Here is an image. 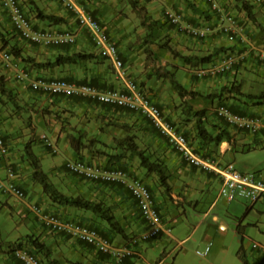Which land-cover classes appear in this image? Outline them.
Returning a JSON list of instances; mask_svg holds the SVG:
<instances>
[{
	"label": "crops",
	"instance_id": "1",
	"mask_svg": "<svg viewBox=\"0 0 264 264\" xmlns=\"http://www.w3.org/2000/svg\"><path fill=\"white\" fill-rule=\"evenodd\" d=\"M20 1L24 4V8L28 11L35 27L68 30L75 34L76 41L72 45H62L57 47H43L39 44L27 42L19 38L13 32L8 11L0 4V31L6 34L4 40L0 39V50L10 49L11 46L15 45L20 48L23 55L32 56L38 61L47 58L53 59L58 54L67 55L73 52H88L95 55L93 58L79 63L63 64L54 68L44 69L30 67L32 77L58 76L76 83H80L83 80L100 89L122 87L121 81L116 78L115 70L111 61L99 57L89 33L85 29L79 27L74 14L67 10L58 0ZM156 1V3L145 4L142 7L145 8L144 10L147 12L146 16L148 18L156 19L162 23V25H158L157 28H154L152 36L149 37L148 40H142L138 44L134 43L133 35H130L125 27V23H123L121 19H110L113 18L110 13L104 15L103 13H105V11H103L100 6H90V4H88L91 3L90 1L83 3V6L87 11L94 13L95 16L98 17L110 38L117 44L123 60H125L126 63H133V67L130 69L125 67L129 76L133 77L137 72L136 70L142 71L146 68V49H149V58L151 61L153 60V70L156 72L153 74L151 73V76H149L150 70L148 75H144L141 72V76L144 77L143 80L147 87V91H149V94L153 97V101L162 109L168 120H173V122L178 120L180 122L179 124L177 122V125L181 131L185 132L188 138L195 136L196 134L195 116L193 115V112L201 108L206 109L204 119H206L207 123L219 124L224 127L225 123H223L222 120H218L212 113V106L215 104L214 99L218 98L219 94H222L221 97L226 100L234 112L248 113L249 115L247 116L261 119L262 124L260 128L255 131H242L230 128L233 135V141H222L215 147L216 152L214 155L222 160V157H224L228 150H231L232 148L236 149L237 146H243L245 144L249 145L252 141L264 137V61L257 59L254 53H250L245 60L240 61L228 74L199 79L193 75L189 64L184 62L180 57L181 55L201 56L212 53L221 48L249 49L251 47L264 46V4H256L253 0H219L223 11L233 14L236 18L237 26L243 28V33H240L239 35L235 33L228 34L221 31L220 26L222 17H220V13L210 9L206 0ZM245 3L251 6V16L248 14V11L244 6ZM34 7H39L44 13H51L62 17L64 22L50 24L47 20H43L36 16ZM168 11H172L179 16V25L170 23L164 17L165 13ZM102 19L105 22H103ZM181 25H197L201 28L209 26L212 30L200 37H193L187 31L182 29ZM145 27V25H142V27L136 29L138 37L144 35L146 30ZM165 41L171 48L177 51L178 56L161 46ZM223 51L224 50H220L218 54L222 55ZM23 63L24 62H22V64ZM0 71L6 76L7 85L19 95L26 98L25 100L29 101V99H27L29 95L28 92L30 91L33 93V91L29 88L28 81L21 82L14 80L12 76L13 72L11 70ZM157 72L163 73L159 75ZM168 77L170 79L174 78V80L178 81L187 90L194 91L196 95H188L180 98L174 87L170 84L171 80L169 82ZM232 83L238 85L239 92H236V90H229ZM3 98L4 96H1L0 100ZM2 102L0 101V128L3 134H7L5 129L7 127L11 129V131L17 129L13 128L11 123H8L10 118L5 107H8L9 104H4V102ZM44 104V106H47V109L52 110V113L43 115L40 111L33 113V127L35 129V124H45L55 128L58 126V129L56 128L58 136H56L54 141L50 140L55 146L56 144L58 145L59 138L61 139V133H63L61 142L66 150V155L72 157L71 159L83 158L90 162L116 164L124 167L130 176H140L142 174L144 168H135V160H133L132 154L129 151L117 147L115 142V139L121 138L127 134L140 136L142 131H144V139L147 134V139H145L144 142L152 141L156 144L151 131L154 132V130H157L151 124L140 125L139 117L141 116L121 108L115 113H111L106 110V105L97 103L89 98L78 96H72L70 98H50V101H46ZM186 105H191L192 109L183 112V106ZM71 117L73 120L70 119L71 121H69V118ZM183 118L190 120L188 121V124H186V122H181V119ZM74 121L76 122V125L71 123ZM83 128L86 132H82L84 130ZM72 131L79 133L81 142H77L74 139L76 137L71 134ZM162 139L164 138L162 137ZM164 141L168 144L165 139ZM72 142L75 144L78 143L79 150L77 152L73 149ZM137 142L141 145L140 139H137ZM10 147L11 146H9L6 154L0 160V168L7 163L20 166L19 163L13 161V151H10ZM46 149L49 152L47 147ZM69 149L73 150L76 154L73 155ZM120 153L122 155L118 160L114 155ZM38 157L42 161V157ZM166 160L169 162L172 170L176 172V176H180L181 178L204 177V180L200 181L201 183H199L197 179L195 180L197 181L196 184L202 186H206V184L212 179L218 181L213 173L190 166L186 162H184L183 166L181 160L179 161L175 159V157H172V159L166 158ZM52 162L53 164L48 171L44 170L42 166L43 170L49 175L51 181L62 192L68 195L81 194L91 200H101L107 204H113L115 206L114 212L119 223L127 233V237L123 238L121 235L111 230L104 221L100 220L91 211L51 202L42 191L40 184L33 182L30 177L20 175L18 177V182L26 190V199L25 201L14 199L12 203L5 202V206L10 207L12 212L16 211L20 218L14 223L15 233L12 236L3 238V232L0 227V264H23L17 258L14 248H16V246L22 241V244L18 247H25L29 250H34L30 245L23 241L22 237L27 234H34L35 237H37L38 240L44 243L48 248V257H44L41 253L42 264L164 263L165 256L157 260L156 263L148 262L143 256L142 250L144 247L147 245L153 247L154 244L157 243L164 244L165 239H163L162 236L153 239L143 238L142 232L145 229L144 220L139 215L136 202L125 184L120 183L111 185L98 181L81 180L78 177H72L71 174L64 169L63 164L65 163V160L59 158L58 160L53 159ZM0 172L2 174V171ZM151 176L152 175L144 178L141 177L148 183L150 188L155 183V179ZM188 178L184 179L185 181H181H184L187 184L193 182L192 179L189 181ZM189 191V195L190 193L192 194V190ZM153 194L157 204L161 205L164 209V212L162 213L163 219L168 221V215L175 217L176 215H174V213H178L179 208L170 209L173 204L169 202V200H157L160 198L159 195H156L154 191ZM172 196L175 198L174 195ZM178 199L181 200V198ZM259 201L264 206V200ZM30 203H37L46 210L56 211L67 218L96 227L101 232L109 235L112 241L117 244L133 245L138 253L117 263L109 256L98 252L93 247L81 243L76 239L69 238L62 234L51 233L27 208ZM174 203H177L176 199L174 200ZM256 203H254L251 208L255 207ZM213 205L214 202H212L208 208L210 209ZM257 210L260 211L261 214L264 213V209H262L261 206H259ZM205 214H207V212H205ZM213 218L216 219L217 216L214 215ZM219 227L224 228L225 225L221 223ZM262 232H264V229H262ZM184 239L180 242H183ZM3 241L6 242V246H4ZM256 242L257 241L253 243L252 250L256 252L259 256L258 258H260L262 264H264V256H262L254 247Z\"/></svg>",
	"mask_w": 264,
	"mask_h": 264
},
{
	"label": "built area",
	"instance_id": "2",
	"mask_svg": "<svg viewBox=\"0 0 264 264\" xmlns=\"http://www.w3.org/2000/svg\"><path fill=\"white\" fill-rule=\"evenodd\" d=\"M59 1L74 14L79 27L85 28L89 32L99 56L111 61L116 78L121 81L122 87L100 89L88 83H76L63 77H32L27 70L19 68L17 61L9 51L4 50L1 52L2 64L6 68L15 70L17 80H28L32 90L48 96H78L133 111L149 119L162 137L188 165L213 173L219 181L218 197H223L227 201L241 198L250 203L264 200V174L262 171L241 173L236 170L231 161L224 162L216 155L198 153L186 134L165 117L163 111L151 99L148 92L127 74L117 45L112 41L100 21L79 5L76 0ZM206 1L211 10L222 15L221 29L223 32L239 35L243 33V29L237 26L234 15L223 13L218 0ZM254 2L262 4L264 0H254ZM0 3L8 10L13 28L22 39L42 46H62L75 43V34L68 30L34 27L19 0H0ZM168 17L172 23L177 24L179 22V16L174 13H168ZM181 28L194 37H200L211 30L208 26L201 28L195 25H181ZM250 53H254L257 59L264 61V46L243 48L239 51L226 52L207 65L193 68V73L197 78L222 75L233 70L234 66L245 60ZM213 112L216 118L223 120L229 127L238 130L255 131L262 124L261 119L234 112L225 103L216 104ZM41 139L51 153H57V147L48 136L43 134ZM6 152L7 146L0 131V156H4ZM64 165L68 172L87 180L125 184L136 202L139 215L144 220L143 238L153 239L160 236H171V227L163 219L153 191L142 178L130 176L125 168L116 164L106 165L85 159H69ZM18 177L11 164L5 165L3 173H0V193L20 200L25 199L26 193L23 186L18 182ZM28 207L49 232L76 239L109 256L117 263L138 253L133 245L117 244L103 235L96 227L67 218L56 211L46 210L36 203L28 204ZM254 247L264 256V244L256 242ZM209 250L210 245H207L203 251L197 250L196 253L205 256ZM15 254L23 264H42L38 254L28 248L18 247L15 249Z\"/></svg>",
	"mask_w": 264,
	"mask_h": 264
},
{
	"label": "rangeland",
	"instance_id": "3",
	"mask_svg": "<svg viewBox=\"0 0 264 264\" xmlns=\"http://www.w3.org/2000/svg\"><path fill=\"white\" fill-rule=\"evenodd\" d=\"M86 1L91 2L88 3L90 6H100L101 9L105 11V13H103L104 15L110 13L111 16H113V18L110 19H121L123 23H125V27L129 31L130 35H133L135 44H138L142 40L145 41L149 37L146 36V34H148L147 30H145L144 35L140 36L141 38L138 37L136 29L138 27H142V21L144 19L142 15H147V12L144 10L145 8L142 6L145 4L156 3V0H78V3L83 5V3ZM134 1L136 4L135 6L133 4ZM100 17L102 18L101 15ZM102 21L105 22L103 19ZM146 53V68H144L142 71L136 70L137 72L132 78L135 79L147 91V87L143 80L144 77L141 76V72L144 75H148L150 70L149 76H151V73L153 74L156 71L153 70V60L151 61L149 58V51ZM21 65L26 67L24 63L22 64V62ZM125 67L130 69L133 67V63H126ZM157 73L161 75L163 72ZM170 80L171 79L169 78V82ZM82 82L88 83L83 80ZM147 92L149 93V91ZM28 93L29 95L27 99H29V101L25 100L26 98L19 95L18 93H16L15 96L12 95L11 97L10 95L4 96V100H0L1 102L3 101L4 104H9L8 107H5L10 118L8 123H11V126L17 129L11 131V129L8 127L5 128L7 131L6 142L8 147L11 146L10 151H13V161L19 163L20 165L18 166V173L24 177L30 176L27 165L22 163L24 162L23 145L30 139H33L32 149L38 156L42 157L41 163L44 170L46 171H48L50 166L53 164V159L58 160L61 158L62 160L67 161L68 159L72 158L69 155H66V150L63 146V143L61 142L63 133H61V139L59 138L58 145L56 144L58 152L54 155L49 153L43 143L40 142V138L43 134L54 141L56 136H58V126L56 127L57 129L52 125V127H50L49 125L45 124H35V129L33 127V113H36L37 111L42 112V115L52 113V110H49L47 109V106H44L46 101H50V98H70V96L51 97L37 92L32 93L29 91ZM151 98L153 99V97ZM14 100L16 102H14ZM214 102L215 104L220 102H225L228 104L222 97L215 98ZM191 109V105H186L183 106L182 111H190ZM106 110L110 111L111 113H115L117 110H119V108L107 106ZM243 114L249 115L245 112H243ZM139 118L141 123L140 125L151 124L153 126L149 119H145L143 117ZM70 119L73 120L72 117L69 118V121H71ZM204 120L207 123L206 119ZM188 121L190 120L187 118L181 119V122H186V124H188ZM76 122L74 121L71 123L76 125ZM177 122L178 124L180 123L178 120H176V122L174 121L175 124H177ZM207 125L211 129L210 131H212L210 126L212 124L207 123ZM82 132H86L85 129ZM156 132L157 131L155 130L154 132L151 131L156 144H154L152 141L144 142L145 139H147V134L145 139L143 137L145 134L144 131H142L140 136L134 135V140L138 144L137 139H140L141 145L138 144L139 147L145 148L150 158H158L165 162L168 168V181L171 185V192L170 194L164 192V187L159 185L158 178L154 173L144 172L145 170L143 169L142 174L136 177L144 178L152 175L151 177L155 179V183L151 186V188L154 193H156V195H159L160 198L157 200H169V202L173 204L170 209L179 208V212L174 213V215H176L175 217L168 215L167 224L171 227V236H162V238L165 239L164 244L157 243L154 244L153 247L147 245L143 248L142 253L146 260H148L150 263H156L157 260L165 256L164 263L162 264H243L242 260L237 254L240 246H242L244 255L249 264H262L260 258H258L259 256L255 251L252 250V246L255 241L264 244V232H262V229H264V213L261 214V212L257 210L259 206L264 209L262 203L260 201L257 202L255 207L247 211V207L251 206V203L246 199L236 198L232 201H227L223 197H218L219 182L215 179L209 181L206 186H202L196 183L197 181L201 183L200 181L204 180V177L181 178L180 176H176V172L172 170L166 158L172 159V157H175V159L179 161L181 160L183 166L184 161L180 155L176 153L169 144H166L164 139H162V137H160ZM71 134H73L76 138L80 137L78 132L75 133L72 131ZM190 140L195 147L199 145V141L196 136H191ZM249 145L255 147L249 151H243V146H237L236 149L231 147L232 149L228 150L224 157H222V161L233 162L236 170L241 173L262 171L264 174V137H260L256 141H252ZM209 149L212 148L210 146H203L201 151L203 152ZM69 151L73 155L76 154L71 149H69ZM132 156L133 160H135V168L139 169V167H141L139 158L134 154H132ZM71 176L73 177V175ZM186 178H188L189 181L192 179V184L185 183L184 179ZM196 179L197 181H195ZM181 180L184 181L182 182ZM189 190H192V194L190 193V195ZM172 195H174L175 198ZM178 198H181V200ZM14 199L17 198L6 194H0V227L3 232V238L14 235V223L20 218L16 211L12 212L10 207L5 206L6 201L8 203H12ZM175 199L177 203H174ZM212 202H214V205L209 209L208 207ZM158 206L160 207V212L163 213V207L159 204ZM205 212H207V214H205ZM214 215L217 216L216 219L213 218ZM221 223L225 225L224 228L219 227ZM32 236L34 237L35 235L32 234ZM22 238L23 241H25L26 235ZM182 239H184V241L180 242ZM6 245V242H4V246ZM207 245H210V250L205 256H200L196 253L197 250L203 251ZM37 253L39 254L38 256L42 258L41 253ZM143 264L147 263L144 262Z\"/></svg>",
	"mask_w": 264,
	"mask_h": 264
},
{
	"label": "trees",
	"instance_id": "4",
	"mask_svg": "<svg viewBox=\"0 0 264 264\" xmlns=\"http://www.w3.org/2000/svg\"><path fill=\"white\" fill-rule=\"evenodd\" d=\"M134 6L135 1L133 2ZM245 8L248 11V14L251 16V10H250V5L245 3ZM34 10L36 12V16L43 19L47 20L50 24H59L64 22V19L62 17L56 16L51 13H44L39 7H34ZM96 19H98L97 16H95L94 13H91ZM139 14V13H138ZM144 17L142 21V25L146 26V30L148 31L146 36L151 37L152 36V31L154 28H157L158 25H162L158 20L156 19H150L146 15H142ZM166 18V16L164 15ZM167 19V18H166ZM99 20V19H98ZM168 20V19H167ZM231 34V33H230ZM5 33L0 31V38L1 40H4L5 38ZM148 37V38H149ZM148 38L146 40H148ZM163 48L168 49L170 52H172L174 55L178 56L177 51H175L173 48H171L166 41L161 44ZM244 47V46H243ZM228 49V50H227ZM243 49V48H240ZM240 49H217L212 53H208L205 55L197 56V55H181L180 57L184 62L189 64L190 68H196V67H201L204 65L209 64L210 62L214 61L217 56H219L220 50H224L222 54L226 52H232V51H239ZM148 52L149 49H146ZM10 52L14 55L15 58H19L26 66L29 67H35V68H54L56 66H60L63 64H75L79 63L81 61H85L88 59L93 58L95 55L93 53H88V52H73L71 54L67 55H61L58 54L56 57L52 58H47L44 60H36L34 57L29 56V55H23L21 53V50L19 47L13 45L10 47ZM218 54L217 56H215ZM221 55V54H220ZM28 63V65H27ZM237 65V64H236ZM235 65V66H236ZM234 66V67H235ZM234 69V68H233ZM232 71V70H231ZM228 71L222 75L228 74ZM219 75V76H222ZM171 84L173 85L174 89L176 90L178 96L180 98H183L185 96L191 95L194 96L196 93L192 90H187L185 87H183L178 81L174 80V78H171ZM92 85V84H91ZM98 88V87H97ZM107 89V88H105ZM229 90L239 92L238 85L232 83L230 86ZM17 92L14 91L10 86L7 85V79L4 73L0 72V95L1 96H7L10 95V97L13 95L15 96ZM219 97L222 96V94L218 95ZM13 101V99H12ZM14 102H16L14 100ZM105 105V104H102ZM109 107H113L110 105H106ZM115 107V106H114ZM206 109H201V110H195L193 112V115L195 116V136L197 137L199 141V145L195 147V149L202 154L205 155H214L215 154V147L218 146L222 141H233V135L230 131V128L228 125L220 126L219 124H212L210 125L212 128V131H210V127H208L207 123L204 120V115H205ZM244 131V130H242ZM158 135L162 137V135L157 131ZM187 136V135H186ZM77 142H81L80 137L74 138ZM32 143L33 139H30L23 145V161L22 163H25L27 165V168L29 169V176L31 180L35 183L40 184L42 191L46 194V196L49 198V200L55 204L59 205H70L82 210H87L91 211L94 215H96L100 220L104 221L108 227L115 231L117 234L121 235L123 238L127 237V233L125 232L124 228L122 225L119 223V220L114 212L115 206L113 204H107L101 200H91L88 197H85L81 194L77 195H68L64 192H62L50 179L49 175L43 170L42 168V163L40 158L36 155V153L32 149ZM73 149L77 152L79 150L78 143H73ZM116 146L120 147L121 149H124L126 151H129L131 154L136 155L139 158V163L142 168L145 169L147 173H154L159 181V185L164 187V192L167 194H170L171 192V185L168 181V168L167 165L165 164L164 161L158 159V158H150L149 154L146 152L145 148L139 147V145L136 143L134 140V135L133 134H127L121 138L116 139ZM203 146H210L212 149L206 150V151H201V148ZM255 146L252 145H243V151H249ZM120 154L114 155L118 160L121 157ZM78 159H83V158H78ZM116 162V161H115ZM113 162V163H115ZM106 165H112L111 163H106ZM13 168L15 170H19V167L14 164ZM124 168V167H123ZM64 169L65 165H64ZM67 171V170H66ZM68 172V171H67ZM70 173V172H68ZM74 177H78L81 180H87L84 179L81 176L75 175L74 173H70ZM88 181V180H87ZM104 184H120V183H107V182H101ZM254 203H251V206ZM251 206L247 207V211L251 208ZM103 235L111 239L109 235L106 233L101 232ZM112 240V239H111ZM28 245H30L34 250H31L32 252H35L36 254L42 253L44 257L49 256V250L46 247V245L38 240L37 237H33L32 234H27L25 242ZM22 244V241L20 244L16 246H20ZM14 248V249H16ZM238 256L242 260L243 264H249L248 260L246 259L242 246H240L239 250L237 251Z\"/></svg>",
	"mask_w": 264,
	"mask_h": 264
},
{
	"label": "clouds",
	"instance_id": "5",
	"mask_svg": "<svg viewBox=\"0 0 264 264\" xmlns=\"http://www.w3.org/2000/svg\"><path fill=\"white\" fill-rule=\"evenodd\" d=\"M59 1V0H58ZM219 1V0H218ZM19 2H20V4L22 5V7H23V10L25 11V13L27 14V16L30 18V20H31V22H32V18L30 17V15H29V13H28V11L24 8V4L19 0ZM60 2V1H59ZM76 2L78 3V0H76ZM253 2H254V0H253ZM61 3V2H60ZM255 3V2H254ZM1 4V3H0ZM62 4V3H61ZM79 4V3H78ZM219 4H220V2H219ZM256 4H258V3H256ZM262 4H264V3H262ZM2 5V4H1ZM63 5V4H62ZM80 5V4H79ZM3 6V5H2ZM64 6V5H63ZM81 6H83V5H81ZM221 6V5H220ZM65 7V6H64ZM84 7V6H83ZM210 7V6H209ZM6 8V7H5ZM85 8V7H84ZM86 9V8H85ZM7 10V9H6ZM68 10V9H67ZM8 11V10H7ZM213 11V10H212ZM89 12V11H88ZM216 12V11H215ZM91 13V12H90ZM168 13H174V12H172V11H168V12H166L165 13V16H166V18L168 19V21L170 22V23H172L171 21H170V19H169V17H168ZM218 13V12H217ZM223 13H228V12H224L223 11ZM175 14V13H174ZM229 14H231V13H229ZM8 15H9V12H8ZM177 15V14H176ZM233 15V14H232ZM222 15L220 14V17H221ZM235 17V16H234ZM9 19H10V17H9ZM235 20H236V18H235ZM100 21V20H99ZM10 22H11V20H10ZM78 23V22H77ZM101 23V22H100ZM12 24V23H11ZM173 24H175V23H173ZM178 25H179V22L177 23ZM221 24H222V21H221ZM102 25V24H101ZM103 26V25H102ZM195 26H197V25H195ZM12 27H13V25H12ZM35 27V26H34ZM207 27V26H206ZM209 27V26H208ZM37 28V27H36ZM82 28V27H81ZM204 28V27H203ZM242 28V27H241ZM53 29V28H52ZM83 29H85V28H83ZM105 29V28H104ZM210 29L212 30V28L210 27ZM220 29H221V26H220ZM243 29V28H242ZM86 30V29H85ZM106 30V29H105ZM210 30V31H211ZM87 31V30H86ZM221 31H222V29H221ZM13 32L19 37V35L17 34V32L14 30V28H13ZM88 32V31H87ZM107 32V31H106ZM208 32V31H207ZM206 32V33H207ZM89 33V32H88ZM108 33V32H107ZM190 34V33H189ZM229 34V33H228ZM90 35V34H89ZM109 35V34H108ZM191 35V34H190ZM192 36V35H191ZM194 37V36H193ZM19 38H21V37H19ZM90 38H91V36H90ZM1 39V38H0ZM22 39V38H21ZM24 40V39H23ZM92 40V39H91ZM25 41H27V40H25ZM113 41V40H112ZM27 42H29V41H27ZM31 43V42H30ZM33 44H36V43H33ZM116 44V43H115ZM94 45V44H93ZM117 45V44H116ZM42 46V45H41ZM43 47H57V46H43ZM118 47V46H117ZM262 47V46H261ZM96 49V48H95ZM119 49V48H118ZM4 50H7V51H9L10 52V49H1L0 50V70H5V71H7V70H11L12 72H13V78H14V80H17L16 79V77H15V70L14 69H12V68H6V67H4L3 66V64H2V61H1V52L2 51H4ZM241 50V49H240ZM97 51V50H96ZM11 53V52H10ZM98 53V52H97ZM120 53V52H119ZM11 55L14 57V55L11 53ZM99 55V54H98ZM220 56V55H219ZM99 57H101V56H99ZM120 57H121V54H120ZM218 57V56H217ZM15 58V57H14ZM101 58H103V57H101ZM122 58V57H121ZM105 59V58H104ZM122 60H123V58H122ZM15 61H17V63H18V65H19V68H23V69H25V70H27L30 74H32V72H31V68L29 67H24V66H22L20 63L22 62L19 58H15ZM123 62H124V60H123ZM112 64V63H111ZM124 65H125V63H124ZM113 66V65H112ZM114 68V67H113ZM115 70V69H114ZM191 71H192V73H193V69L191 68ZM193 75H194V73H193ZM195 76V75H194ZM39 77H46V76H39ZM49 77H52V76H49ZM58 77V76H57ZM131 77V76H130ZM196 77V76H195ZM64 78V77H63ZM197 78V77H196ZM208 78V77H207ZM199 79H202V78H199ZM17 81H20V80H17ZM23 81H28V80H23ZM22 82V81H21ZM80 83H83V82H80ZM91 85V84H90ZM28 86H29V81H28ZM93 86V85H92ZM96 87V86H95ZM143 87V86H142ZM29 88H30V86H29ZM144 88V87H143ZM31 89V88H30ZM145 89V88H144ZM32 90V89H31ZM33 92H37V93H40V92H38V91H34V90H32ZM149 94V93H148ZM150 95V94H149ZM52 97V96H51ZM151 97V96H150ZM152 99V98H151ZM153 100V99H152ZM98 103V102H97ZM220 103H225V102H220ZM101 104V103H100ZM157 104V103H156ZM226 104V103H225ZM215 105L216 104H214L213 106H212V113L214 114V112H213V108L215 107ZM228 105V104H227ZM230 108H231V106L230 105H228ZM118 108H120V107H118ZM121 109H124V108H121ZM161 109V108H160ZM232 109V108H231ZM125 110H127V109H125ZM162 110V109H161ZM129 111V110H128ZM234 111V110H233ZM130 112H133V111H130ZM135 113V112H134ZM237 113H240V112H237ZM137 114V113H136ZM241 114H243V113H241ZM137 115H139V114H137ZM215 115V114H214ZM243 115H245V114H243ZM140 116V115H139ZM247 116V115H246ZM142 117V116H141ZM216 117V116H215ZM144 118V117H143ZM167 118V117H166ZM145 119H147V118H145ZM168 119V118H167ZM218 119V118H217ZM218 120H221V119H218ZM169 121H171L174 125H176L177 127H178V125L177 124H175L172 120H169ZM223 121V120H222ZM223 123H225L224 121H223ZM154 127V126H153ZM155 128V127H154ZM179 128V127H178ZM156 129V128H155ZM180 129V128H179ZM157 130V129H156ZM0 131H1V133L3 134V132H2V130H1V128H0ZM185 133V132H184ZM3 136H4V139H5V143H6V146H7V142H6V134H3ZM188 137V136H187ZM49 138V137H48ZM164 138V137H163ZM50 139V138H49ZM165 139V138H164ZM189 140H190V138H189ZM40 142L41 143H43V141H42V139L40 138ZM190 142L192 143V141L190 140ZM168 143V142H167ZM43 145L45 146V147H47L44 143H43ZM193 146H194V144H193ZM9 147L7 146V149H8ZM48 148V147H47ZM194 148H195V146H194ZM48 150H49V148H48ZM196 150V149H195ZM197 151V150H196ZM49 152L51 153V151L49 150ZM57 152H58V150H57ZM177 152V151H176ZM198 152V151H197ZM199 153V152H198ZM51 154H53V153H51ZM56 154V153H55ZM200 154H202V153H200ZM54 155V154H53ZM203 155H205V154H203ZM181 156V155H180ZM2 157H4V156H0V160H1V158ZM182 158V157H181ZM78 159V158H77ZM183 159V158H182ZM69 160V159H68ZM183 161L184 162H186L184 159H183ZM66 162V161H65ZM8 164H11L12 166H14V164H12V163H7L6 165H8ZM63 166H64V164H63ZM4 167H5V165H3V166H1V170L0 171H2V173H3V169H4ZM194 167V166H193ZM3 168V169H2ZM16 172H17V174H18V176H20V174L18 173L19 171L18 170H16ZM1 173V172H0ZM24 188V187H23ZM24 190H25V188H24ZM25 193H26V190H25ZM0 194H2V193H0ZM25 199H26V197H25ZM25 199H23V200H21V201H25ZM18 200H20V199H18ZM31 204V203H30ZM33 204V203H32ZM37 204V203H36ZM28 209H29V207H27ZM30 210V209H29ZM60 214V213H59ZM37 217V216H36ZM39 220V219H38ZM39 255V254H38ZM42 262V261H41Z\"/></svg>",
	"mask_w": 264,
	"mask_h": 264
}]
</instances>
